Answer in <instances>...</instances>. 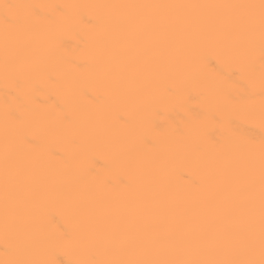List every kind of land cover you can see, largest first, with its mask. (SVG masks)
<instances>
[{
  "label": "bare ground",
  "instance_id": "obj_1",
  "mask_svg": "<svg viewBox=\"0 0 264 264\" xmlns=\"http://www.w3.org/2000/svg\"><path fill=\"white\" fill-rule=\"evenodd\" d=\"M262 206L264 0H0V264H258Z\"/></svg>",
  "mask_w": 264,
  "mask_h": 264
},
{
  "label": "snow or ice",
  "instance_id": "obj_2",
  "mask_svg": "<svg viewBox=\"0 0 264 264\" xmlns=\"http://www.w3.org/2000/svg\"><path fill=\"white\" fill-rule=\"evenodd\" d=\"M18 7H25V6L4 5V8L6 9L5 18L8 19L11 17L7 12L8 9H14ZM196 82H197V78L195 76H188L185 79V88H191ZM208 87H209V94L207 97H205V102L214 109L220 107L221 103H220L218 91L212 85H208ZM173 95L177 98L178 101L182 99L180 93H173ZM162 99L166 100L167 97H164ZM155 102L158 103L161 102V100L158 99ZM193 102L199 103V101L196 100H194ZM192 111L195 113V108H193ZM246 233H247V243L244 244L243 246L237 247L226 253V254H235L241 258L234 261H228L226 262V264H257V262L254 260L244 259V257L252 256L256 251V241L253 238V233H254L253 224H249V226L246 229ZM165 254H169V253H165ZM185 254L190 256H200L206 253L203 250L194 249V250H189ZM259 254H260V259L258 261V264H264V206H262V210H261L260 231H259ZM168 264H208V262L197 261V260H183V261L168 262Z\"/></svg>",
  "mask_w": 264,
  "mask_h": 264
}]
</instances>
